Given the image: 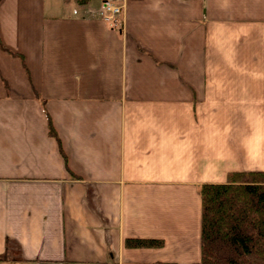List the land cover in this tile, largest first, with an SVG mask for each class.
I'll return each mask as SVG.
<instances>
[{
    "label": "crops",
    "instance_id": "crops-1",
    "mask_svg": "<svg viewBox=\"0 0 264 264\" xmlns=\"http://www.w3.org/2000/svg\"><path fill=\"white\" fill-rule=\"evenodd\" d=\"M102 1L0 0V264L199 262L200 185L264 171V0Z\"/></svg>",
    "mask_w": 264,
    "mask_h": 264
},
{
    "label": "trees",
    "instance_id": "trees-1",
    "mask_svg": "<svg viewBox=\"0 0 264 264\" xmlns=\"http://www.w3.org/2000/svg\"><path fill=\"white\" fill-rule=\"evenodd\" d=\"M49 134L57 139L66 161L50 122ZM198 191L201 197V255L199 262L190 264H264V171L234 172L225 183H205ZM161 244L157 239L125 240L127 248H154Z\"/></svg>",
    "mask_w": 264,
    "mask_h": 264
},
{
    "label": "built area",
    "instance_id": "built-area-1",
    "mask_svg": "<svg viewBox=\"0 0 264 264\" xmlns=\"http://www.w3.org/2000/svg\"><path fill=\"white\" fill-rule=\"evenodd\" d=\"M123 5L117 1L104 0L101 2L100 8L96 11L99 17L111 22L113 25L117 22V18L121 15Z\"/></svg>",
    "mask_w": 264,
    "mask_h": 264
},
{
    "label": "rangeland",
    "instance_id": "rangeland-1",
    "mask_svg": "<svg viewBox=\"0 0 264 264\" xmlns=\"http://www.w3.org/2000/svg\"><path fill=\"white\" fill-rule=\"evenodd\" d=\"M103 1H104V0H103ZM112 1H114V0H112ZM115 1H116V0H115ZM100 5H101V4H100ZM99 8H100V6H98V8H88L87 13H89L90 15H92V14L95 13ZM121 14H122V13H121ZM94 15H97V16H98L97 13H95ZM120 16H121V15H120ZM120 16L117 18V21H118L119 18H121ZM114 24H115V26H118V27L121 26V24H118L117 22H115ZM117 24H118V25H117Z\"/></svg>",
    "mask_w": 264,
    "mask_h": 264
}]
</instances>
